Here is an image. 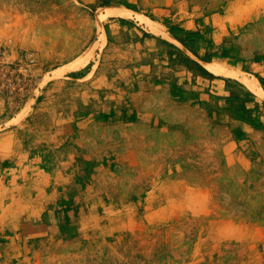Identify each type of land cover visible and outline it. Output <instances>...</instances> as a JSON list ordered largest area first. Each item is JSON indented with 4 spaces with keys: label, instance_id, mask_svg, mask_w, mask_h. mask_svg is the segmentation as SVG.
Listing matches in <instances>:
<instances>
[{
    "label": "rangeland",
    "instance_id": "374dc122",
    "mask_svg": "<svg viewBox=\"0 0 264 264\" xmlns=\"http://www.w3.org/2000/svg\"><path fill=\"white\" fill-rule=\"evenodd\" d=\"M0 264H264V0H0Z\"/></svg>",
    "mask_w": 264,
    "mask_h": 264
}]
</instances>
